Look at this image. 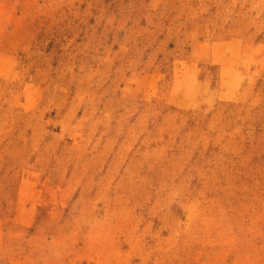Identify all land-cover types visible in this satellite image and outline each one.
<instances>
[{
	"label": "rangeland",
	"instance_id": "374dc122",
	"mask_svg": "<svg viewBox=\"0 0 264 264\" xmlns=\"http://www.w3.org/2000/svg\"><path fill=\"white\" fill-rule=\"evenodd\" d=\"M0 264H264V0H0Z\"/></svg>",
	"mask_w": 264,
	"mask_h": 264
}]
</instances>
